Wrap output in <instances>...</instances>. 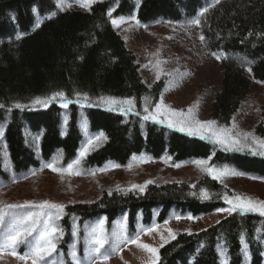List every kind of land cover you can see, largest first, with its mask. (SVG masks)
Here are the masks:
<instances>
[{
  "label": "trees",
  "instance_id": "trees-1",
  "mask_svg": "<svg viewBox=\"0 0 264 264\" xmlns=\"http://www.w3.org/2000/svg\"><path fill=\"white\" fill-rule=\"evenodd\" d=\"M56 1L0 0V140L5 147L0 150V174L3 154L17 173L38 164L28 146V138L34 136H39L42 160H49L57 150L65 161L73 160L81 142L80 121L85 119L91 132L105 137L103 145L84 160L90 168L108 162L122 167L134 155L152 160L168 156L173 165L209 159L212 166L233 165L239 173L264 180L263 155L250 150L220 151L204 140L143 118L145 108L159 101L164 82L144 83L134 54L108 15L111 11L113 18L135 16L144 26L159 20L198 19L205 52L217 59L221 71L210 116L228 127L250 89L246 70L251 69L253 80L264 84V0H103L87 12L60 11ZM203 9L207 11L199 15ZM38 19L40 26L35 27ZM59 92L63 98L48 99ZM37 98L46 100L47 106L34 103ZM109 99L117 103L110 104ZM125 100L132 101L131 107ZM61 102H68L67 107ZM109 105L128 111L121 114ZM201 190L208 199H202ZM110 193L103 192L92 203L65 207L61 220L65 239L60 249L66 251L74 219L82 225L103 216L110 226L127 214L133 230L139 214L145 227L165 223L172 212L197 219L226 209L225 197L236 196L208 176L192 185L150 184L141 192ZM262 242L264 216L236 211L200 232L177 235L159 250L157 264H221L222 258L226 264H243L245 250L249 264H262Z\"/></svg>",
  "mask_w": 264,
  "mask_h": 264
},
{
  "label": "rangeland",
  "instance_id": "rangeland-1",
  "mask_svg": "<svg viewBox=\"0 0 264 264\" xmlns=\"http://www.w3.org/2000/svg\"><path fill=\"white\" fill-rule=\"evenodd\" d=\"M96 1L100 0H93L92 3ZM67 3L71 6L66 7L65 10L85 11L88 9L80 7L77 0H67ZM112 19L119 20L120 18ZM192 20L194 19L184 18L178 24L158 21L151 26L144 27L133 17H128L123 18V22L119 23L118 27L112 24L115 31L125 42L126 47L134 54L144 83L150 86L160 79L164 81V90L157 104L162 102L167 109L183 113V116H173L171 111L165 112L163 108L157 113V104H155L147 112L145 111L143 117L156 115L154 121L178 131H181L180 127L182 126L180 121L188 118L190 108L192 109L191 115L195 120L201 122L213 121L210 116V105L215 93L219 90L221 82V71L218 62L205 53L197 25L191 23ZM157 61L161 63L157 65ZM158 71L160 72L159 78H157ZM247 75L251 82L249 92L230 125L223 127L215 123L211 127L217 130L221 128L231 129L230 135L233 136L236 132L252 133V136L246 140L241 137L243 142L237 147L241 150L252 148L260 152L264 149L253 143V137L256 141H264V84L253 80L248 70ZM64 103L68 102H61L60 105L62 106ZM109 108L121 114H126L128 111L126 107H116L114 105H109ZM149 120L153 119L149 118ZM170 122L174 126H170ZM80 127L82 132L81 146L76 157L70 162L64 161L62 152L61 154L56 152L48 161L42 160L39 157V136L29 137L30 145L28 146L31 147V150H34L38 164L17 174L7 163L5 164L3 177H0V206L24 204L25 202L39 204L43 201L67 206L75 203L94 202L100 198L103 192L114 190L140 191L139 187L133 188L132 185L142 186L144 189L149 184L159 185L173 182L194 184L203 176L212 178L204 171L206 167L218 170L228 169L229 172L238 173L237 175L225 174L214 180L228 187L236 195L264 202V180L240 174L233 165L214 168L215 166L209 164V160L196 159L182 165H171L169 157L153 161L141 155L133 156L125 167L108 163L99 170L87 169L83 165V160L92 150L101 146L105 138L95 140L100 133H90L84 120L81 122ZM181 132L189 134L187 130ZM193 135L205 138L216 145L218 150L236 151L235 149L226 150L224 145L217 143L211 131L200 130L193 133ZM89 140H93V144L89 146L86 154L81 157L80 153L88 145ZM0 150L4 151L1 140ZM77 160H79V163L74 165L73 174L71 175L67 172H54L45 167V165L53 163L57 168L67 169L69 164ZM147 181H152V183L146 184ZM230 207L229 204L228 208ZM17 211H39V209L27 208L18 209ZM237 211L241 212L240 210ZM254 213L259 214L258 212ZM63 214L64 212L58 220H55V225L59 229H61L60 222ZM229 214L227 211H218L195 220L188 219V217L172 218L167 223L150 227H155L156 230L147 234H145L146 230L150 228H144L142 215L140 214L133 230L128 225L127 214L118 216L111 226L107 225L106 218L103 216L96 221L86 222L82 227L73 223L71 239L67 248V258L63 254L64 251L58 249L60 240L64 238L61 229L62 232L57 233V250L48 258V264H75L70 255L71 251H75L80 264H88L86 239L91 229L97 227L101 220H103L104 232L109 239V244L105 245V248L109 250L110 256L106 262L97 259L94 264H149L150 253L133 244L121 243L118 251L111 252V242L114 239L113 233H120L121 226H123L124 235L135 237L138 234L140 243L159 250L161 244L164 246L173 240L169 237L168 229H171L175 237L181 233H197L218 223ZM154 215L156 214L154 213ZM4 227L6 225H0V231ZM161 235L167 242L161 240ZM72 245H75V247L72 248ZM28 250V247L24 244L16 248L18 254L16 256L12 255L9 250H5L3 254H0V264H31L30 259L25 262L18 258L19 255H23ZM243 260V264H249L248 255L247 257L244 255ZM262 264H264V252Z\"/></svg>",
  "mask_w": 264,
  "mask_h": 264
},
{
  "label": "snow or ice",
  "instance_id": "snow-or-ice-1",
  "mask_svg": "<svg viewBox=\"0 0 264 264\" xmlns=\"http://www.w3.org/2000/svg\"><path fill=\"white\" fill-rule=\"evenodd\" d=\"M80 7L88 8L93 0H77ZM218 2V0H217ZM71 5L67 3V0H57V7L60 11H64L66 7H70ZM35 11V10H34ZM207 9H203L199 15H203L204 12H206ZM55 13H52L50 16H48V19H51L52 16H54ZM108 15L111 17V11L108 13ZM135 19V17H133ZM112 24L114 26H119V23L123 22V18L112 19ZM41 21L38 19L35 27L40 26ZM191 23L199 25L200 21L198 19H194L191 21ZM20 37L18 36L17 39ZM201 41L204 40V37H200ZM219 58V57H217ZM161 62L157 61V65H159ZM251 71V69H248ZM160 72H157V78H159ZM59 96L63 98L64 93L59 92L53 94L52 97L48 98L49 100H54L56 97ZM87 99V97H85ZM103 99V98H102ZM110 104L117 103L115 100L109 99L108 101ZM34 103L43 104L44 106H47L46 100H41L37 98ZM123 103L128 104L130 107L132 105L131 100H125ZM63 107H67V103H64L62 105ZM0 107H3V105H0ZM15 107L20 108L22 105L16 104ZM164 109L165 112L171 111V114L173 116H183V113H177L175 111H172L170 109H167L166 106H164L161 103L156 105V112L159 113L161 109ZM145 111L147 112L148 109L145 108ZM188 118L181 120V131L187 130L189 134H193L200 130L205 131H211L212 136L216 139V142L219 144H222L225 146L226 150H241L239 145L242 144L241 137L246 140L248 137L252 136V133H240L236 132L235 136L230 135L231 129H213L211 126L215 124L214 121H206L201 122L198 120H195L192 117V109L190 108L188 110ZM156 119V115H150L145 116L144 119ZM170 126H174L170 122ZM3 133L0 132V135ZM103 138V133H101L99 136L95 138V140H100ZM203 138V137H202ZM253 143L258 144L261 149H264V141H256L253 137ZM93 144V140L88 141V145L85 146V148L81 151L80 155L83 157L86 152L88 151L89 146ZM250 151H253V154H259L264 155V151H260L257 153L252 148H249ZM79 160L74 161L73 163L69 164L67 169H60L57 168L53 163H49L45 165V167L49 168L50 170L54 172H67L69 175L73 174V168L75 164H78ZM203 163V162H199ZM204 171L211 175L213 179H218L219 177L225 175V174H231V175H237L238 173L235 172H229L228 169L218 170L213 169L211 167L204 168ZM79 174V173H75ZM152 183V181H147L146 184ZM133 188H140V191H143L142 186L138 185H132ZM111 194V193H110ZM201 197L202 199H208V195L204 190H201ZM225 200L227 203L231 205L228 209H219V211H227L229 213L236 212L237 210L241 211V214L244 212H258L261 216H264V202L255 201L252 198L249 197H242L240 195L234 196L232 199H229L228 197H225ZM64 205L63 204H56L49 201H43L39 204H34L32 202H25L24 204H10V205H4L0 206V225H6L2 231H0V254H3L5 250H9L10 253L14 256L18 255L16 253V248L24 244L28 247V251L24 253L23 255H19L18 258L22 261L27 262L29 259L31 260V264H48V258L53 255V253L56 252V241L58 239L57 233L62 232L61 229H59L55 225V220H58L60 218V215L64 211ZM27 208H33V209H39V211H27V212H18V209H27ZM177 219H180V217H176ZM193 217H188V219H192ZM167 223V222H166ZM122 230L120 233H113L114 239L111 242V252H116L120 248L121 243H128L136 245L138 248L150 253L151 259L149 261V264H157V261L159 260V254L158 249L155 247H151L147 244L140 243V237L137 234L135 237H127L123 233V226H121ZM156 228H150L146 230V233H151L155 231ZM169 233V237L171 239H175L174 233H172L171 229L167 230ZM75 234V233H74ZM31 238V239H29ZM161 240L164 242H167L163 235H161ZM243 243V237L241 238ZM86 244L88 247H86V253L88 254V264H94L95 260L99 259L102 262H106L109 259L110 252L108 249L105 248V245L109 244V239L106 236L103 228V220L100 221V224L97 227H93L91 231L88 234V237L86 239ZM72 248L75 247V245L71 246ZM161 247H163V244H161ZM246 249V245H245ZM70 255L73 258V261L75 264H80V262L77 260L75 251H71ZM244 255L247 257L248 253L245 250Z\"/></svg>",
  "mask_w": 264,
  "mask_h": 264
}]
</instances>
